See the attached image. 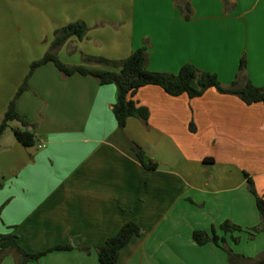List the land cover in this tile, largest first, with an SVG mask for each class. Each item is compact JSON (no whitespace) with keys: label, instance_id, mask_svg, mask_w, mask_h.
<instances>
[{"label":"crops","instance_id":"1","mask_svg":"<svg viewBox=\"0 0 264 264\" xmlns=\"http://www.w3.org/2000/svg\"><path fill=\"white\" fill-rule=\"evenodd\" d=\"M0 6V64L9 65L0 69V118L52 32L73 22L87 31L55 52L63 64L98 67L94 58L119 61L144 47L151 72L176 74L190 64L229 86L241 58L245 80L264 87V0H0ZM26 85L15 109L36 142L21 146L9 129L0 136V234L15 235L29 253L70 246L26 264H99L94 248L127 222L142 234L114 264H226L220 248L193 242L194 230L213 229L236 254L264 255V231L248 239L258 216L243 176L264 199V105L212 88L188 98L145 86L132 100L147 110L146 120L129 117L120 130L112 84L63 76L46 63ZM132 146L156 168L144 169ZM224 221L240 231L223 234ZM0 264H13V257L7 253Z\"/></svg>","mask_w":264,"mask_h":264},{"label":"trees","instance_id":"2","mask_svg":"<svg viewBox=\"0 0 264 264\" xmlns=\"http://www.w3.org/2000/svg\"><path fill=\"white\" fill-rule=\"evenodd\" d=\"M226 3V1L224 2ZM187 6V5H185ZM87 28L82 22L67 23L52 32L51 42L48 50L41 58L32 62L24 75L21 84L17 88L13 97L7 103L5 110L0 118V136L9 129L14 140L24 147L35 144L36 137L27 130L29 125L17 113L15 109V100L27 88V80L30 74L37 67L46 63L52 64L56 70L63 76L80 75L90 76L95 79L99 85L112 84L116 89L115 102L112 105L111 113L116 126L121 130L124 127L127 118L132 117L140 121H145L148 112L144 107L138 106L132 100V96L137 89L145 86H156L168 96L185 95L188 98L199 97L206 89L212 88L220 94L236 96L246 105L260 103L264 105V87H254L245 80L242 69L243 60L240 58L234 81L229 86H222L215 75L208 72H202L195 69L190 64L182 65L176 74H165L151 72L147 69L146 51L144 47H139L122 60L108 61L102 58H94L93 61L98 67L88 65H66L60 62L56 57V51L68 38L81 40L86 34ZM101 65H105L104 69ZM10 122H15L16 126H10ZM191 129V125L189 126ZM132 151L138 162L146 170H154L156 164L144 157L143 152L136 146H132ZM246 187L253 195L255 208L258 216V225L248 233V239L253 237V233L264 231V199L258 196L252 186L251 180L244 174ZM223 233H232L240 231V228L228 221L222 222L218 226ZM142 230L134 223H124L118 231L107 238L101 245L94 248L97 262L99 264H114L117 260L118 251L124 247L133 236H139ZM193 242L198 245L212 243L220 248L226 257V264H264V255L256 257H245L234 253L224 243L222 236H216L215 231L211 229L207 234L203 231L194 230L191 232ZM232 242L236 243L237 238L231 237ZM70 246H53L43 251L29 253L22 249L13 234H0V260L9 253L13 257V264H26L37 261L41 256L52 251L69 250ZM84 253H89L88 248H80Z\"/></svg>","mask_w":264,"mask_h":264},{"label":"rangeland","instance_id":"3","mask_svg":"<svg viewBox=\"0 0 264 264\" xmlns=\"http://www.w3.org/2000/svg\"><path fill=\"white\" fill-rule=\"evenodd\" d=\"M0 12H3V11H2V6H0ZM24 12H28L27 9L23 8V9H22V13H24ZM0 21H1V15H0ZM32 24H33V23H32ZM32 24H31V25L28 24V25H29V26H32ZM31 31H32V29H27L28 34H30ZM1 33H2V31L0 30V35H1ZM20 33H22L23 35H21V37H19V39L22 40L21 42H25V41H26L25 34H24L22 31H21ZM32 36H35V34L33 33ZM21 42H20V43H21ZM15 50H16V49H15ZM20 50H21V49H20ZM2 65L4 66V64L1 63V64H0V69H1V70H5V71H7L8 68H9V65L4 66V67H5L4 69H2V68H3V67H1ZM101 66H102V68L105 67V65H101ZM147 69H148V68H147ZM1 70H0V72H1ZM9 125H10V126H13V125H16V123H15V122H10ZM8 134H9V132H7V135H8Z\"/></svg>","mask_w":264,"mask_h":264},{"label":"built area","instance_id":"4","mask_svg":"<svg viewBox=\"0 0 264 264\" xmlns=\"http://www.w3.org/2000/svg\"><path fill=\"white\" fill-rule=\"evenodd\" d=\"M38 148H40L41 146H37Z\"/></svg>","mask_w":264,"mask_h":264}]
</instances>
